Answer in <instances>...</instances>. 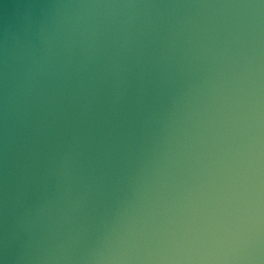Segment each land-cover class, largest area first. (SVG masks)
Returning <instances> with one entry per match:
<instances>
[{
	"label": "clouds",
	"instance_id": "9594fccd",
	"mask_svg": "<svg viewBox=\"0 0 264 264\" xmlns=\"http://www.w3.org/2000/svg\"><path fill=\"white\" fill-rule=\"evenodd\" d=\"M0 264H264V0H0Z\"/></svg>",
	"mask_w": 264,
	"mask_h": 264
}]
</instances>
